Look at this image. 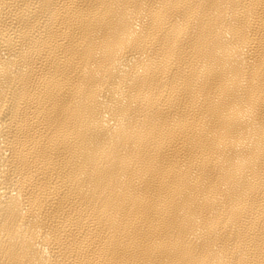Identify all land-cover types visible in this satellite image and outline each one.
<instances>
[{
  "label": "bare ground",
  "instance_id": "obj_1",
  "mask_svg": "<svg viewBox=\"0 0 264 264\" xmlns=\"http://www.w3.org/2000/svg\"><path fill=\"white\" fill-rule=\"evenodd\" d=\"M0 264H264V0H0Z\"/></svg>",
  "mask_w": 264,
  "mask_h": 264
}]
</instances>
